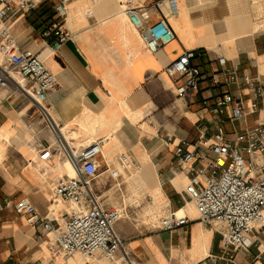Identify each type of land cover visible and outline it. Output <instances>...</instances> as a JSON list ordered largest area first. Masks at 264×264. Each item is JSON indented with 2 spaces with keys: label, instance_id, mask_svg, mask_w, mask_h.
Segmentation results:
<instances>
[{
  "label": "crops",
  "instance_id": "1",
  "mask_svg": "<svg viewBox=\"0 0 264 264\" xmlns=\"http://www.w3.org/2000/svg\"><path fill=\"white\" fill-rule=\"evenodd\" d=\"M58 3L41 0L35 9L12 19V32L21 47L39 53L55 73L57 82L47 103L65 125L68 141L70 129L77 130L75 143L70 141L75 146L103 139L99 172L91 185L102 205L127 210L115 230L127 240L129 254L142 264H264V226L254 230L250 247L238 250L235 261L222 256L226 225L199 220L187 191L190 175L178 168L174 151L181 138L198 137L197 121L202 116L209 135L214 134L215 117L225 119L231 135L264 121V98H257L249 83L256 77L264 82V0H177L176 12L170 11L168 0H160L176 36L156 52L142 41L121 0H68L64 18ZM160 15L152 12L154 19ZM61 18L73 37L55 46L43 32ZM185 49L196 50L193 62L201 70L200 89L180 95L165 69ZM0 52L4 63L7 58ZM224 67L235 69L240 80L215 83L213 74ZM225 91L233 96L231 105L221 115L210 112L203 99L211 105ZM235 104H242L244 112L232 118ZM48 144L54 154L42 160L39 153ZM123 152L135 162V171L124 168ZM245 156L261 169L258 176L264 174V155L245 152ZM70 171L36 102L21 90L0 86V264H68L76 255L83 257L80 264H123L119 260L123 250L113 259L102 253L91 259L79 253L65 260L52 258L42 223L32 225L13 204H4L7 197L26 196L42 213H49L58 179ZM134 176L135 183L154 190L153 198L147 199L153 211L177 209L191 221L174 229L155 225L132 235L133 210L125 202L127 188L121 184ZM116 195L122 201L115 204L111 201ZM69 206L61 201L50 217L63 221Z\"/></svg>",
  "mask_w": 264,
  "mask_h": 264
},
{
  "label": "built area",
  "instance_id": "2",
  "mask_svg": "<svg viewBox=\"0 0 264 264\" xmlns=\"http://www.w3.org/2000/svg\"><path fill=\"white\" fill-rule=\"evenodd\" d=\"M41 0H0V51L7 61L0 62V86L21 90L36 102L40 114L57 137L60 155L65 157L71 171L59 177L50 201L49 213H42L36 204L24 196L18 199L5 198V205H14L16 211L24 214L32 225L42 223L48 234L47 248L54 259H68L77 253L87 259L102 253L107 258H115L118 250H123L119 260L123 264H142L127 251V240L115 230L116 221L127 215L124 207H106L101 204L92 189V180L99 172L100 156L103 154V139H95L85 145H72L63 134L59 123L47 103L50 90L57 82L55 73L46 65L41 55L30 48L20 46L12 32V19L35 9ZM67 1L59 0L61 17L67 14ZM122 10L139 31L142 41L152 52L175 38V32L168 16L161 8L160 0L151 4H139L135 0H121ZM170 11L178 10L177 0H168ZM161 15L154 19L152 12ZM59 19L44 30V36L54 41L55 46L73 37L72 31ZM195 49H185L181 55L166 67L177 92L180 95L199 91L201 70L193 62ZM215 83L238 82L240 75L235 69L224 67L213 74ZM257 98H264V82L258 77L249 79ZM233 96L223 92L215 103H203L209 111L223 114L231 105ZM257 101L252 106L256 108ZM243 105L232 106L231 117L243 114ZM203 117L197 121L199 135L194 141L181 138L175 143L178 168L190 175L187 191L197 207L199 220L205 223H224L222 256L235 261L238 250H247L257 227L264 226V174L258 176L255 162L246 159L245 152L251 155H264V121L245 126L240 132L231 135L225 130L222 116L215 117V130L209 135ZM170 142V141H168ZM172 142H175L173 139ZM48 144L40 151L39 158L50 159L54 151ZM211 153V154H210ZM120 160L124 167L135 171L136 164L131 156L123 152ZM68 202L63 221L50 217L55 205ZM191 221L186 213L169 209L162 217L160 226L174 229Z\"/></svg>",
  "mask_w": 264,
  "mask_h": 264
},
{
  "label": "rangeland",
  "instance_id": "3",
  "mask_svg": "<svg viewBox=\"0 0 264 264\" xmlns=\"http://www.w3.org/2000/svg\"><path fill=\"white\" fill-rule=\"evenodd\" d=\"M1 24V23H0ZM2 60V54L0 52V61ZM75 143V141H73ZM72 142V143H73ZM86 144L83 141L76 142L78 145ZM73 145V144H72ZM103 168V167H102ZM131 173V172H130ZM126 177V176H125ZM127 180L121 184L123 188H127L125 190L126 197L125 202L128 204V207L131 208L132 214H131V224L133 225L132 228H134L135 232L132 233V235L140 234L141 232H146L150 228H152L155 225H160V221L162 220V217L166 214L168 209L163 213L159 211H153V209L150 208L149 202L147 199H152L154 194V190H150L148 187H146L145 184H137L135 183V176L132 178H126ZM148 191L150 194L147 198L143 196L144 192ZM116 199L112 200L111 202L117 203L121 202L122 198L118 195H116ZM118 203V204H119ZM59 207H62L60 204ZM58 207V208H59ZM154 217L151 219V217Z\"/></svg>",
  "mask_w": 264,
  "mask_h": 264
},
{
  "label": "bare ground",
  "instance_id": "4",
  "mask_svg": "<svg viewBox=\"0 0 264 264\" xmlns=\"http://www.w3.org/2000/svg\"><path fill=\"white\" fill-rule=\"evenodd\" d=\"M1 27V24H0ZM99 118H97L96 121H98ZM65 126V125H64ZM77 135V130L76 129H70V131H67V137L69 138V140L71 141V143L73 142V136ZM108 141V140H107ZM84 142V141H83ZM83 144V143H82ZM125 168V167H124ZM60 206V204L58 205ZM67 209V208H66ZM179 214H181L179 212ZM83 261V257H81L80 255H76V256H72L69 259L68 264H80V262Z\"/></svg>",
  "mask_w": 264,
  "mask_h": 264
},
{
  "label": "trees",
  "instance_id": "5",
  "mask_svg": "<svg viewBox=\"0 0 264 264\" xmlns=\"http://www.w3.org/2000/svg\"><path fill=\"white\" fill-rule=\"evenodd\" d=\"M48 27H49V26H48ZM46 28H47V27H46ZM46 28H45V29H46Z\"/></svg>",
  "mask_w": 264,
  "mask_h": 264
}]
</instances>
